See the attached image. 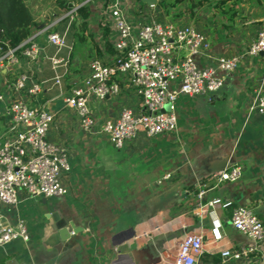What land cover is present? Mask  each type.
I'll use <instances>...</instances> for the list:
<instances>
[{
  "label": "crops",
  "instance_id": "0c3cea01",
  "mask_svg": "<svg viewBox=\"0 0 264 264\" xmlns=\"http://www.w3.org/2000/svg\"><path fill=\"white\" fill-rule=\"evenodd\" d=\"M88 1L90 15L85 27L80 26L81 20L74 28L60 21L70 12L57 17L34 32L32 42L39 49L35 61L20 56L16 64L0 65L4 86L28 69L42 74L45 89L39 104L54 114L49 138L68 150L71 165L63 177L70 189L67 195H22L17 204L0 207V230L22 221L29 234L28 241L16 239L0 247V264H170L186 232L204 235L203 260L264 264V246L240 260L222 255L226 249L252 245L231 225L235 206L247 205L264 221V115L254 108L257 98L264 94V59L248 54L264 25V0H241L235 21L216 20L207 7L195 18L172 20L164 15L157 0ZM115 8L132 23L134 34L145 23L196 25L210 43L208 51L197 58L201 67L213 65L220 56L238 59L220 91L178 97L175 132L153 138L141 132L122 149L114 147L102 125L116 119L125 107H139L140 98L133 87L127 88L123 79H117L123 87L119 95L100 99L90 94L88 107L95 125L89 129L81 125L79 116L63 99L90 73L92 60L113 59L114 49L104 37L106 32L110 40L116 37L112 27L105 24ZM52 25V32L67 36V46L60 51L47 44L42 32ZM26 41L22 44L27 46ZM56 54L65 59L56 71L52 69L55 76H61L60 85L53 82L52 74L46 76L47 67H52L50 58ZM6 97L14 95L6 90ZM4 105L0 102V136L6 130ZM231 165L242 167L239 180L219 181L214 176ZM168 173L171 177L162 181L164 187L154 191L157 181ZM200 188L206 189L207 199L232 202L217 209L224 238L216 245L208 243L211 218L194 214L195 194ZM63 227L69 229L66 240L60 235Z\"/></svg>",
  "mask_w": 264,
  "mask_h": 264
},
{
  "label": "built area",
  "instance_id": "2783aa9c",
  "mask_svg": "<svg viewBox=\"0 0 264 264\" xmlns=\"http://www.w3.org/2000/svg\"><path fill=\"white\" fill-rule=\"evenodd\" d=\"M70 15L73 19V11ZM105 24L110 25L116 34L111 39L115 48L113 59L108 62L92 60L90 73L71 93L64 94L63 99L66 106L79 116L81 125L89 129L95 125L88 107L90 94L100 99L119 95L123 87L117 79H123L125 87H133L140 98L139 107H125L116 119L102 125V131L118 149L125 148L141 132L149 138L175 132L178 97L220 91L226 76L238 65L236 57L220 56L213 65L199 66L197 58L208 51L210 43L194 24L181 25L176 21L145 23L134 34L132 23L119 8L111 10ZM42 32L47 44L56 46L58 51L67 46L65 34L48 32L47 29ZM32 39L30 37L26 41L28 45L22 50V56L29 61H35L39 52ZM248 54L253 57L261 55L264 59V25L250 45ZM50 60L55 71L65 62L57 54ZM18 61L15 49L0 56V65ZM34 74V70L28 69L20 72L6 86L0 82V102H5L3 116L6 120V130L0 136V207L17 204L24 197L22 195L47 198L64 196L70 191L63 183V177L71 169L69 153L49 138L54 114L39 104L45 83ZM54 80L56 85L61 84L60 75L56 74ZM174 83L177 87L171 86ZM6 90L14 97H6ZM31 101L38 104L33 105ZM254 108L264 115V94L257 98ZM241 174L240 165H231L216 171L214 176L219 181L234 182L240 179ZM170 177L168 173L158 183ZM195 195L194 214L202 219L207 215L211 218L208 243L216 245L224 238L217 209L227 208L232 202L220 198L207 199L204 188ZM230 222L235 230L252 241V245L226 249L222 251L224 257L240 260L264 246V221L252 208L235 206ZM16 239L29 240L27 226L22 221L0 230V247ZM206 243L204 235L186 232L170 264H199L206 252Z\"/></svg>",
  "mask_w": 264,
  "mask_h": 264
},
{
  "label": "trees",
  "instance_id": "16d2710c",
  "mask_svg": "<svg viewBox=\"0 0 264 264\" xmlns=\"http://www.w3.org/2000/svg\"><path fill=\"white\" fill-rule=\"evenodd\" d=\"M85 1L80 0L79 6L75 7L71 0H55L52 6L49 5L51 7L50 13H47L43 20H39L37 17L39 12H36L31 1L0 0V56L6 51L13 49H15V54L18 57L22 56V50L26 43L21 44L32 37L35 31L40 30L44 22H46L44 26L50 25L57 17L72 10L76 13V16L74 14V19L71 18V15H67L60 21L62 23H70V26L74 28L76 21L81 20L80 26L85 27L87 25L86 20L90 15L89 1ZM108 2L109 0H105V4H108ZM240 3L241 0H158V5L164 15L172 20L186 17L195 18L200 9L207 7L213 12L214 19L235 21L239 13ZM47 30L52 32L51 30H55V26L52 25ZM104 38L107 45L112 47L114 49L113 53H115V48L107 32ZM52 69L51 65L47 67L46 76L50 74L55 76ZM34 76L39 81H42V74L35 72Z\"/></svg>",
  "mask_w": 264,
  "mask_h": 264
},
{
  "label": "rangeland",
  "instance_id": "374dc122",
  "mask_svg": "<svg viewBox=\"0 0 264 264\" xmlns=\"http://www.w3.org/2000/svg\"><path fill=\"white\" fill-rule=\"evenodd\" d=\"M32 2V6H34V8L36 9V12H39L37 13V17L39 18V20H43V17L47 14V13H50V9L51 7L49 5L52 6V4L54 3L55 0H29V2ZM74 4H75V7L79 6V1L80 0H71ZM46 2V4H44ZM100 3L96 2V6H99ZM76 16V15H75ZM46 25V22H44L43 26ZM157 181V180H156ZM159 181V180H158ZM157 181V182H158ZM156 184V182H155ZM162 183H158L157 186L158 187H154L153 190L154 191H159L160 189H162L164 186L161 185ZM157 201H159V197L156 198ZM162 201V200H161ZM153 203H156V200H153ZM203 258V257H202ZM200 259V262L199 264H214L212 261L206 259V260H203V259Z\"/></svg>",
  "mask_w": 264,
  "mask_h": 264
},
{
  "label": "water",
  "instance_id": "95a60500",
  "mask_svg": "<svg viewBox=\"0 0 264 264\" xmlns=\"http://www.w3.org/2000/svg\"><path fill=\"white\" fill-rule=\"evenodd\" d=\"M72 225V224H71ZM74 225V224H73ZM61 238L63 240H66L70 237L69 235V229L67 227H63L60 231Z\"/></svg>",
  "mask_w": 264,
  "mask_h": 264
}]
</instances>
